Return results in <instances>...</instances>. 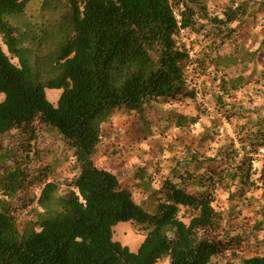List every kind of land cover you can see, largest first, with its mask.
I'll use <instances>...</instances> for the list:
<instances>
[{
	"label": "trees",
	"instance_id": "1",
	"mask_svg": "<svg viewBox=\"0 0 264 264\" xmlns=\"http://www.w3.org/2000/svg\"><path fill=\"white\" fill-rule=\"evenodd\" d=\"M35 1L0 0V39L7 51L0 44V264H216L213 258L239 248L243 237L224 231L223 215L213 204L219 188H234L245 201L251 191L264 195V159L257 158L264 152L261 113L234 127V139H225L211 155L185 147L184 161L175 162L158 190L143 186L153 197L152 212L92 157L100 125L112 113L145 118L162 105L193 100L188 67L218 80L211 100L227 123L250 117L233 97L261 81L264 87V70L256 69L264 38H257L253 51L237 39L264 11V2L229 0L216 13L211 0H40L47 11H66L50 33L49 26L23 21ZM183 33L208 43L191 57ZM228 43L232 54H220ZM46 90L61 91L56 106ZM197 120L167 117L178 128ZM41 126L61 137L78 174L64 191L56 181L44 184L35 176L43 186L38 197H30L33 176L6 164L2 143L15 131L20 152H28ZM28 209L31 217L21 228L19 218ZM182 209L193 214L187 224L179 218ZM119 223L145 233L137 252L113 240ZM243 264H264V255Z\"/></svg>",
	"mask_w": 264,
	"mask_h": 264
},
{
	"label": "rangeland",
	"instance_id": "2",
	"mask_svg": "<svg viewBox=\"0 0 264 264\" xmlns=\"http://www.w3.org/2000/svg\"><path fill=\"white\" fill-rule=\"evenodd\" d=\"M254 1L264 2V0ZM228 2L229 0H211L210 8L219 13ZM41 3L40 0L31 3L23 21L30 26L38 27L41 24L49 26L51 33L66 11H47V8L41 7ZM184 34H182V40L191 50V57H194L195 53L208 43L200 36H191L188 39ZM239 36L237 41L244 42L248 51L255 50L259 42L257 38H264V11L258 12L254 22L248 21L241 29ZM0 44L2 45L1 39ZM53 45L54 43H51L42 48V54L49 53ZM2 48L7 53L3 45ZM232 52L231 43L220 49V54L228 55ZM40 57V64H42L44 61L41 54ZM256 61L257 71H263L264 51L257 54ZM12 62L18 64L17 60ZM229 75L232 76L233 72H229ZM187 83L196 93L193 100L162 105L152 112L145 113V118H139L129 112H115L100 125V143L92 157L94 164L115 175L121 186L131 192L134 201L150 212L154 205L153 197L144 192L143 186L149 184L152 189L158 190L163 180L171 177L175 162L184 161L185 147L203 155H211L225 139H234V127L253 119L258 113L264 115L262 81L261 84L246 86L234 94L233 101L240 103L248 112L244 117L249 115L250 117L234 120L232 124L227 123L214 110L211 96L217 94L218 80H213L212 75H202L193 66L187 68ZM60 94L61 91L58 90H46V97L54 106ZM57 95L58 98L55 101L52 97ZM2 100L3 96H0V102ZM170 114L197 118L198 122L195 125L178 128L167 121ZM36 132L34 140L27 146L30 149L28 152H20L17 146L19 137L15 131L7 134L2 143V153L6 151L5 162L11 169L17 166L33 176L34 181L26 190L30 197H38L42 188L40 186H43L39 184L40 180H36V177L41 178L44 184L56 181L61 191H64L66 183L78 174V171L74 169L71 151H68L61 137L54 130L41 126ZM257 158L263 160L264 152L257 155ZM259 166V163L256 164V167ZM186 168L192 171V167L187 165ZM140 176L143 180H139ZM234 191V188L231 192L219 188L215 194L213 207L223 215L224 231L231 237L240 235L243 237V242L239 248L236 247L224 255L213 258L212 262L216 264L226 262L243 264L246 258L264 255V246L257 247L264 240V195L261 191H251L246 196L250 200L245 201ZM29 209L19 218L21 228L23 223L31 217ZM191 215L193 214L190 211L182 209L179 218L187 224ZM144 237L145 233L140 232L132 223H119L113 228V240L128 247L134 253L137 252ZM158 264H169V262L164 261Z\"/></svg>",
	"mask_w": 264,
	"mask_h": 264
},
{
	"label": "crops",
	"instance_id": "3",
	"mask_svg": "<svg viewBox=\"0 0 264 264\" xmlns=\"http://www.w3.org/2000/svg\"><path fill=\"white\" fill-rule=\"evenodd\" d=\"M55 101L57 100V98H58V95L55 97V96H53L52 97Z\"/></svg>",
	"mask_w": 264,
	"mask_h": 264
}]
</instances>
